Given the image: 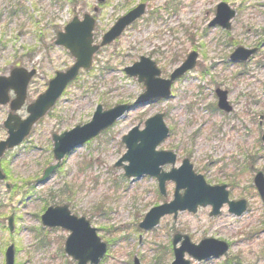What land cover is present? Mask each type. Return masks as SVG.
<instances>
[{
	"label": "rangeland",
	"instance_id": "374dc122",
	"mask_svg": "<svg viewBox=\"0 0 264 264\" xmlns=\"http://www.w3.org/2000/svg\"><path fill=\"white\" fill-rule=\"evenodd\" d=\"M220 2L236 10L229 30L210 25ZM140 3L146 5L145 14L101 47L92 66L81 69L24 141L3 155L0 264L9 245L15 264H76L64 251L69 231L41 220L49 206L65 203L73 214L88 218L107 244L102 264H135L136 258L139 264H170L176 233L195 243L212 237L230 245L217 258L197 261L186 255L191 264H264V202L254 184L256 173H264V0H0V76L15 66L36 70L26 103L16 113L25 118L26 106L56 72L75 62L65 46L55 43L68 22L92 15L99 43L120 16ZM238 46L258 50L247 61H233L230 54ZM192 50L199 53L197 67L173 84L170 98L128 111L75 148L47 180L38 181L55 162L54 134L89 122L99 104L109 109L132 103L145 90L143 82L126 74V66L149 56L166 77ZM217 88L228 91L232 111L218 108ZM9 112V104H0V140L7 137ZM158 112L170 128L158 149L174 151L176 167L188 157L207 183L226 184L230 199L247 201L242 215L224 205L211 216L206 206L176 218L165 215L148 230L139 227L152 207L173 199L175 184L167 182L163 195L155 177L128 178L115 164L127 149L123 135L136 125L143 128Z\"/></svg>",
	"mask_w": 264,
	"mask_h": 264
},
{
	"label": "water",
	"instance_id": "95a60500",
	"mask_svg": "<svg viewBox=\"0 0 264 264\" xmlns=\"http://www.w3.org/2000/svg\"><path fill=\"white\" fill-rule=\"evenodd\" d=\"M145 10L146 5L140 3L119 17L116 23L104 33L100 44H94L95 18L90 14H85L82 20L74 17L65 26L64 31L58 32L56 43L66 46L76 57V62L66 71L56 73L50 80L46 91L28 105L29 115L25 119H21L13 112L8 115L5 121L8 136L0 141V179L5 178L1 170V157L5 151L17 146L24 140L35 122L56 103L68 84L78 75L81 68L87 69L91 66L93 55L100 46L114 41L127 26L141 17ZM235 14L234 9L230 8L227 3L221 2L217 6V14L211 21V25L218 24L228 29L231 27V19ZM256 51L257 48L249 49L239 46L231 54V58L245 61ZM198 56L199 54L196 51L189 53L181 65L174 69L169 78H162L161 70L156 62L147 56H141L139 61L125 67V71L129 76H137L140 82L145 83L146 90L137 98L133 106L119 104L104 110L102 105H98L91 121L83 125H77L62 134H54L53 153L56 162L44 170V174L39 181L48 179L60 167L67 154L79 145L96 137L132 107L155 99L168 98L171 95L173 82L196 66ZM35 73V69L28 71L23 67H15L11 70L10 76H0V103L10 102L12 110L21 108L27 96L28 84ZM10 90H14L16 94V97L12 100H10ZM216 92L219 107L230 111L231 105L227 101V91L217 89ZM168 134L169 128L164 121V114L157 113L146 120L143 129L135 126L123 136L127 151L117 161L116 165H123L127 177H141L145 174L156 176L160 191L163 194H165L167 180L176 182L174 199L154 206L145 215L140 227L144 229L153 228L162 216L173 213L176 217L179 210L187 209L196 212L199 205L211 204L212 211L210 214L216 215L220 212L223 204L227 202L231 212L241 215L246 210V201L230 200L226 185L208 184L202 174L194 171L189 158H185L179 168L172 167L168 172L163 171V165L167 163L174 165L177 158L173 151L157 150L158 145ZM125 161H128V163H124ZM255 184L264 199V175L261 171L255 176ZM181 189H184L183 193L180 192ZM42 222L46 226H61L70 230L65 242V251L77 260V264H87L88 262L99 264L105 256L107 244L98 236L97 229L91 226V222L86 217H78L72 214L67 204L49 206L42 215ZM10 227L12 228V218H10ZM179 242L180 246H178ZM228 248L226 242L215 238H204L196 244L191 241L188 235L177 233L173 238L175 258L171 264H190L191 261L185 257L186 253L200 261L211 256H221L227 252ZM5 256L6 264H15L13 245L7 248ZM136 264H139L138 260H136Z\"/></svg>",
	"mask_w": 264,
	"mask_h": 264
},
{
	"label": "trees",
	"instance_id": "16d2710c",
	"mask_svg": "<svg viewBox=\"0 0 264 264\" xmlns=\"http://www.w3.org/2000/svg\"><path fill=\"white\" fill-rule=\"evenodd\" d=\"M104 262V259L102 260L101 264Z\"/></svg>",
	"mask_w": 264,
	"mask_h": 264
}]
</instances>
